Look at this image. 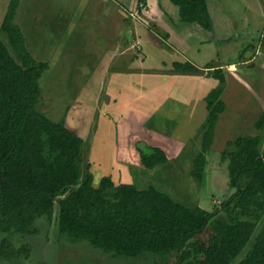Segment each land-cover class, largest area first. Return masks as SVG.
Listing matches in <instances>:
<instances>
[{"label":"trees","instance_id":"16d2710c","mask_svg":"<svg viewBox=\"0 0 264 264\" xmlns=\"http://www.w3.org/2000/svg\"><path fill=\"white\" fill-rule=\"evenodd\" d=\"M171 1L182 21L212 30L207 0ZM18 6L19 0H10L0 25L10 45L0 36V259L25 264L31 246L15 241L38 234L37 222L43 219L46 239L53 233L73 246L86 244L127 260L165 264L174 255L173 264H264V111L254 123L257 134L228 140L221 151L233 192L213 211L175 200L154 185L115 183L109 175L95 184L91 165L83 164L82 137L38 107L48 63L27 48L15 23ZM173 66L181 72L199 69L190 62ZM206 68L218 84L204 98L201 148L190 169L198 183L226 109V70ZM135 147L146 169L168 160L159 146L138 141Z\"/></svg>","mask_w":264,"mask_h":264},{"label":"rangeland","instance_id":"374dc122","mask_svg":"<svg viewBox=\"0 0 264 264\" xmlns=\"http://www.w3.org/2000/svg\"><path fill=\"white\" fill-rule=\"evenodd\" d=\"M136 3L135 0L129 7L136 15L134 18L128 15L132 28L135 26L133 20L141 26L146 23L145 16L141 12L137 14L139 7ZM208 3L224 9L233 21L230 29L226 21L214 24L215 30L229 29V34L226 33L228 40L221 42V59L230 56L229 63L223 66L226 84L222 100L226 109L219 116L201 183L193 179L190 169L194 155L201 148L202 125L207 115L202 96L218 81L211 78L201 86L196 83L208 78L211 70L198 67L196 72L177 71L173 66L175 61L168 58L154 73L148 65L163 63L164 55H167L160 50V46L162 49L166 47L163 43L157 49L153 48L155 51L147 52L151 61L148 64L130 65L124 59L110 60L120 48L121 39L117 34L121 29L120 21L110 17L111 12L106 6L97 11L91 4L87 15V3L80 5L78 1L76 11H70L72 23L65 30L66 35L53 38L55 34L50 29L41 28V43L26 45L36 59L48 63V69L40 79L42 93L38 107L51 120H63L69 129L82 137L83 164L91 165L95 184L109 175L115 183H133L139 188L154 185L175 200L199 205L209 211L217 208L233 192L228 186L227 166L220 160V153L228 140L258 133L254 123L264 111V0H208ZM116 5L118 3L113 0V7ZM107 11L109 14L105 16ZM219 13L212 14L217 18ZM44 30L49 40L57 39L58 42L44 44ZM0 36L10 48L6 35L1 33ZM132 43V49L141 52L142 46L137 40ZM256 50L258 54H255ZM134 51L131 52L132 60L136 55ZM14 56L18 59L16 54ZM212 59L216 64L218 56ZM164 77H168L169 82H161ZM138 141L162 148L168 157L167 162L153 169L144 168L135 147ZM37 226L38 234L17 236L18 241H15L17 245L31 246L25 264L153 262L152 258L135 261L105 255L86 244L73 246L63 238H57L58 241L53 233L46 239V221L39 220ZM50 229L53 232V226ZM61 244L64 247H60ZM73 255L80 258L71 259ZM174 260L172 255L166 263L173 264ZM0 264L10 262L0 259Z\"/></svg>","mask_w":264,"mask_h":264},{"label":"crops","instance_id":"0c3cea01","mask_svg":"<svg viewBox=\"0 0 264 264\" xmlns=\"http://www.w3.org/2000/svg\"><path fill=\"white\" fill-rule=\"evenodd\" d=\"M77 1L80 2V5H85L87 3V15L88 12L91 11V4H94V8L97 11H100L102 7L106 6L109 13L111 12L110 17H116L117 21H120L119 27H121V29L117 33L121 39V41H119L120 48L113 53L110 59L112 61L124 59V61H127L130 65L148 64L151 61H149L147 57V52L155 51L153 48L157 49L158 45H162L163 43L166 47L162 46L164 48L162 49L160 46V50H164L167 54L164 55L163 52L161 53L165 56L163 63H151V65H148V67L152 68L151 70L154 71V73L157 72L159 66H163L164 60L168 58L172 59L173 62L187 61L197 67H202L201 69H203V67L208 69L206 66L214 62L212 58L215 56H218V60H215L218 64H213L218 65L217 67L225 69L223 66L229 63V55V57L224 56L223 59H221L223 53V44L221 42L228 40L227 35L229 32L227 31L230 29V24L233 19L227 15L221 7L217 8L212 5L210 6L208 0V10L213 23L212 30H206L195 22L182 21L179 15V7L171 0H136L138 3L137 6L139 7L138 13L137 11L136 13L140 14L141 12V14L145 16L146 23L141 26L139 22L133 20V24H135L134 28L130 27L128 15L130 13V16L133 18L136 17L134 11L129 10V7L132 6L135 0H114L118 3L115 7H113V0H19L15 23L22 29L26 39V45H28V43H41L39 39L42 35L41 28L50 29L55 34L53 38H56L57 35L60 34L59 37L66 35L67 31L65 30L70 27L72 23L69 14L70 11L72 13L76 11ZM139 2L144 5L140 6ZM9 3L10 0H0V25L5 18ZM73 4L74 7H71ZM67 5L69 11L67 10ZM227 8L229 10V7ZM108 11L105 16L109 14ZM212 11L216 13L220 12L221 14L219 13L216 18V16L212 14L214 13ZM252 12L254 11L252 10ZM82 16L84 17V14ZM73 20L75 23L76 17H74ZM262 20L264 22V18ZM219 21H221V24L223 21H226L227 25H229V29L222 31L215 30L214 24H218ZM124 27L127 29L126 32H124ZM43 36L44 44H54L58 42L57 39L49 40L45 30L43 31ZM113 36L116 37V35ZM223 36L226 37L222 38ZM135 39L140 46H142L141 52L139 53L132 49L134 44H131V42ZM110 48H112V46ZM75 51L78 52V50ZM133 51L136 55L132 60L131 52ZM139 54L141 55L139 56ZM224 54L227 55L225 49ZM255 54H258L257 50ZM150 55L152 54L150 53ZM254 58L257 57L255 56ZM139 60H141V62H139ZM112 70L114 69L112 68ZM211 78L213 77L209 76L208 78L206 77V79L203 78L200 81L198 80L196 86L205 84L206 80L210 82ZM162 79L161 82H169L168 77ZM205 96L206 95L202 96V98H205ZM184 102H186V100H184Z\"/></svg>","mask_w":264,"mask_h":264},{"label":"built area","instance_id":"2783aa9c","mask_svg":"<svg viewBox=\"0 0 264 264\" xmlns=\"http://www.w3.org/2000/svg\"><path fill=\"white\" fill-rule=\"evenodd\" d=\"M143 5H144L143 3L142 4L140 3V6H143Z\"/></svg>","mask_w":264,"mask_h":264}]
</instances>
